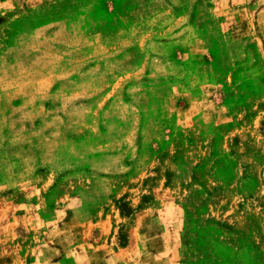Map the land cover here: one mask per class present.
I'll return each instance as SVG.
<instances>
[{"label":"rangeland","instance_id":"1","mask_svg":"<svg viewBox=\"0 0 264 264\" xmlns=\"http://www.w3.org/2000/svg\"><path fill=\"white\" fill-rule=\"evenodd\" d=\"M0 264H264V0H0Z\"/></svg>","mask_w":264,"mask_h":264}]
</instances>
